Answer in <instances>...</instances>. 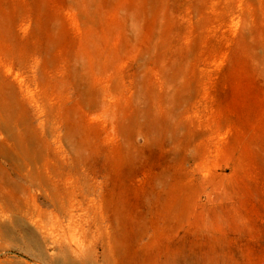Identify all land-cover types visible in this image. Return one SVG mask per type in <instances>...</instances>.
<instances>
[{
    "label": "rangeland",
    "instance_id": "1",
    "mask_svg": "<svg viewBox=\"0 0 264 264\" xmlns=\"http://www.w3.org/2000/svg\"><path fill=\"white\" fill-rule=\"evenodd\" d=\"M59 248L264 264V0H0V264Z\"/></svg>",
    "mask_w": 264,
    "mask_h": 264
},
{
    "label": "bare ground",
    "instance_id": "2",
    "mask_svg": "<svg viewBox=\"0 0 264 264\" xmlns=\"http://www.w3.org/2000/svg\"><path fill=\"white\" fill-rule=\"evenodd\" d=\"M41 247V246H40ZM90 248V247H89ZM82 249V248H81ZM91 249V248H90ZM59 250V253H56L55 255H52L51 257H54L55 259H57V256H65V257H63V259H58L57 260V264H73V262H71L68 258H67V252L68 251H65V250H62V248H59L58 249ZM80 252V251H79ZM78 252V253H79ZM82 252H84V251H82ZM85 253H87V252H85ZM80 254V253H79ZM91 254V253H90ZM87 255V254H86ZM81 256V255H80ZM84 256H85V254H84ZM106 256V255H105ZM82 257V256H81ZM87 257V256H86ZM54 258H52V259H54ZM80 258V257H79ZM77 259V260H75V262L76 263H78V264H83V262H80V259ZM86 259V258H85ZM84 259V260H85ZM89 259V258H88ZM87 259V260H88ZM91 261H93V258H91ZM87 262V261H86ZM85 263V262H84ZM95 263V262H94ZM93 264V263H92Z\"/></svg>",
    "mask_w": 264,
    "mask_h": 264
}]
</instances>
